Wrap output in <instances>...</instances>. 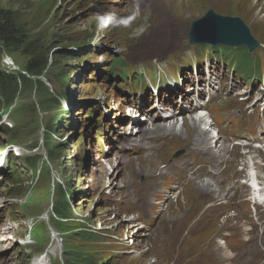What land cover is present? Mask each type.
I'll use <instances>...</instances> for the list:
<instances>
[{"label":"rangeland","instance_id":"obj_1","mask_svg":"<svg viewBox=\"0 0 264 264\" xmlns=\"http://www.w3.org/2000/svg\"><path fill=\"white\" fill-rule=\"evenodd\" d=\"M250 1L0 0V15L12 19L17 28L14 40L17 51L8 53L0 45V92L10 93L15 87L12 76L25 73L28 59L45 63L39 77L43 87L39 91L29 82H17L12 102L15 106L11 112L4 110L7 114H2L6 107L0 98L1 149L11 144L7 141L19 148L18 154L11 156L14 174H7L5 181L0 182V220L7 230L11 223L9 232L14 235V240L7 237L0 245L1 264H29L33 254L38 256L45 251H50L52 264H63L62 248L69 263L76 257H88L86 263L94 264H172L176 263L173 256H183L182 248H187L186 253H193L198 246H207L226 259L221 256L226 247L220 240H215V236L217 232L227 230L226 225V232L233 234L234 229L230 228L236 224L230 219L203 222L200 229L189 235L174 229L187 214L198 212L201 208L198 201L206 203V197L224 199L234 191L228 201L232 206L246 210L249 205L247 189L240 185L238 177L243 166V159L239 157L242 150L231 149L234 137L227 136L229 128H224L226 131H222L216 147H211L216 148V154L221 147L223 153L228 149L224 161L212 169L218 174L212 179L214 183L207 177L192 179L186 184L181 201L175 203L168 199L152 209L153 199L143 189L155 186H141V177L144 179L163 170L161 159L142 154L134 156L132 164L122 167L117 162L116 151H113L111 157L101 160L90 133L92 124L88 123L90 120L85 112L97 108L93 104L102 101L100 110L106 109L110 115H116L113 120L115 128L127 134L130 131L127 129L133 126L127 140L142 141L137 145L143 147V137L162 132V129L154 131L160 121L153 114L146 116V121L139 119L142 122L139 127L133 123L117 128L120 122L126 124L132 117L124 111L126 105L121 102L122 94H115L103 81L100 68L105 69L116 57L137 64L147 63L156 55L166 60L168 56L185 51L190 46L192 23L209 10L221 16L239 18L263 49L264 12L258 13L259 6H252L255 0ZM243 61L247 63L248 58L244 57ZM198 76L203 79L200 71ZM226 76V72L215 70L212 82L223 87V95H233L234 91L228 90ZM220 77L226 82L219 83ZM131 81L135 90L142 88L139 77ZM40 93L42 104L38 103ZM66 101L70 106H64ZM67 107L69 110L65 111ZM2 116H7L5 122H2ZM195 116L201 117L188 111L174 125L164 121L168 128H174L172 132L177 136L171 143L172 151L181 148L194 150L208 140L205 134L193 129L191 122ZM227 120L232 121V118ZM198 125L206 134L211 133L206 124ZM43 127L52 129V132L44 131ZM237 141L243 144L242 139ZM32 147L34 149L30 150ZM31 154H41L45 162L47 156L50 162L46 168L42 166L36 183L34 175L20 162ZM169 156L165 155L166 159ZM184 158L186 154L176 161ZM198 160L202 166L203 162ZM170 172L177 171L170 167ZM176 178L185 180L178 173ZM45 179L59 181V191L72 196L70 203L74 218L59 220L57 230L60 234L51 224V205L52 202L56 204ZM208 181L211 182L210 190H201L200 184ZM235 184L238 185L235 187ZM234 196L238 198L237 202H234ZM141 201H145L143 206L139 205ZM219 210L225 209L220 206ZM150 212L156 216L151 230L141 232L135 229L138 225L135 218L140 219L141 213ZM263 217L260 215L264 224ZM90 230L93 232L91 238ZM236 230L243 239L247 238L245 230L240 227ZM163 237L169 240L167 244L162 243ZM40 250L42 252L38 254Z\"/></svg>","mask_w":264,"mask_h":264},{"label":"trees","instance_id":"obj_2","mask_svg":"<svg viewBox=\"0 0 264 264\" xmlns=\"http://www.w3.org/2000/svg\"><path fill=\"white\" fill-rule=\"evenodd\" d=\"M16 31H17V28H16L14 21L7 16L0 15V45L8 53H13L17 51V49L14 47V44H15L14 40L17 34ZM44 69H45V63L38 64L37 61H35V59H32V58L28 59L24 66L25 73H16L14 76H12L15 87L11 89L10 93L8 94V92H6V95H5L2 91L0 92L3 103H6V105L8 106L12 104L14 94L17 91V82L18 83L20 82L22 84L23 83L26 84V82H29L32 85H34L37 91H39L43 87V83L42 81H40L39 77L42 75V72ZM27 75L33 76L34 79L33 80L30 79ZM41 98L42 97L40 93V99L38 101L39 104H42ZM44 129L45 131H48V132L50 131V133L52 132L51 131L52 129L50 128L46 129V127H44ZM32 159L33 160L30 162L31 165L38 162V160L40 159V155L35 156ZM59 202L61 204L59 205L58 209L55 207L53 210L54 215L57 218L65 217L68 213V208L63 207L64 204H67V202L65 201V197L60 195ZM89 234L91 238V235H92L91 230L89 231ZM86 258L88 259V257ZM86 258L82 259V257H79L77 261L74 262L73 264H88L86 263L87 262Z\"/></svg>","mask_w":264,"mask_h":264},{"label":"water","instance_id":"obj_3","mask_svg":"<svg viewBox=\"0 0 264 264\" xmlns=\"http://www.w3.org/2000/svg\"><path fill=\"white\" fill-rule=\"evenodd\" d=\"M190 40L211 44H245L250 48L256 44L248 28L239 18L221 16L212 10L192 23Z\"/></svg>","mask_w":264,"mask_h":264},{"label":"bare ground","instance_id":"obj_4","mask_svg":"<svg viewBox=\"0 0 264 264\" xmlns=\"http://www.w3.org/2000/svg\"><path fill=\"white\" fill-rule=\"evenodd\" d=\"M174 1V0H173ZM246 1H248V2H251L250 0H246ZM252 6H254V7H256V6H259V9H258V13H260V12H264V2L261 0H255V2H254V4L252 5ZM107 112V114L105 115L106 117H108V118H115L116 117V115H110V113L108 112V111H106V109H105V113ZM120 118V117H119ZM193 121L191 122L193 125V129H196L197 131H199L198 133H202L203 135H204V137H205V139H208V140H213L214 139V137H213V135L211 134V133H205V131H202V129H204V128H202V126L200 127L199 125H198V123L200 124V122H202V118L201 117H197V116H195V117H193ZM89 124H90V122H88ZM91 125V124H90ZM158 125H160V123H158ZM172 125H174V123H172ZM120 127H125L124 125H122V126H119V127H117V128H120ZM167 127V126H166ZM174 127V126H173ZM141 129V128H140ZM149 129V128H148ZM162 129V132H164V133H170V132H172V131H174V128H172V127H170V128H168L167 127V129L168 130H166L164 127L163 128H161ZM192 128H191V130H193ZM128 131H129V133L131 134V131H132V127L130 128V129H127ZM156 130H160V128H156V129H154V131H156ZM190 130V129H189ZM118 131V130H117ZM117 131H115V132H117ZM182 132V131H181ZM181 132H179V134H181ZM124 134L126 133L125 131L123 132ZM213 133V132H212ZM153 133H151L150 135H152ZM198 137V136H197ZM210 137V138H209ZM200 140V139H199ZM210 184H209V182H207V183H202V184H200V189L201 190H210V186H209ZM5 238H7V237H4L3 239H5ZM8 245V244H7ZM7 245L4 247V248H6L7 247ZM224 252H223V254H221V256L222 257H224V258H229L230 257V255H229V253L227 252V249H225V250H223Z\"/></svg>","mask_w":264,"mask_h":264}]
</instances>
